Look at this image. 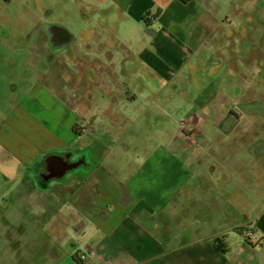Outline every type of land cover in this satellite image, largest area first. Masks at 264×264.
Returning a JSON list of instances; mask_svg holds the SVG:
<instances>
[{
	"label": "crops",
	"instance_id": "1",
	"mask_svg": "<svg viewBox=\"0 0 264 264\" xmlns=\"http://www.w3.org/2000/svg\"><path fill=\"white\" fill-rule=\"evenodd\" d=\"M258 2L254 5L257 6ZM226 3L219 0H127L123 10L128 21L123 27L133 22L140 25L146 13L161 9L160 17L153 22L160 23V30L148 33L149 45L144 50H127L130 43L114 38L111 47L115 48L119 42L124 50H96L89 66L77 60L79 65L69 62L67 71L60 72L52 65L54 53L49 29L54 24L41 25V31L47 37V50H30V56L51 66L55 81L51 72L44 80L33 83L30 86L33 88L18 97L13 116L6 119L5 129L0 130V177L6 183L5 198H13L12 184L24 180L26 189L38 195L40 204L33 196L31 203L37 209L29 206L26 212H10L9 217L0 220V227L5 221L16 227L15 230L0 229V264H19L20 260L28 263L36 242L37 248L42 243L44 246L53 245L54 248L49 246L41 250L51 248L48 261L56 262L63 257L62 264H81L74 257L88 247L99 253V258L91 264H167L175 255H190L195 247L198 248L194 254L197 251L201 256L206 253V259H199L211 258L212 264H252L241 258L244 255L241 250L235 252L231 249L229 234L234 232L241 237L245 234L246 238L264 234V214L258 227L254 229L252 226L251 230L242 229L249 223L246 220L231 225L224 222L222 216L230 212L248 214L257 207V198L264 196V142L253 146V154L250 149L245 150L247 136L264 135V126L256 123L257 120L264 123V86L258 89L256 99L248 97L250 87L242 77L246 76L247 65L244 69L229 64L232 57L240 53L221 50L223 46L211 52L202 50L218 30L222 36L220 40H224L230 15H240L235 0ZM223 7L228 11L219 21L216 18ZM101 20L102 15L95 14L84 21L97 23ZM244 25L245 22L241 23ZM89 43L95 44L93 40ZM101 53H104L105 61L118 56L119 79H106V69L97 68ZM138 59L148 68L152 80L147 82L143 75L129 69V65ZM25 67L29 68V64ZM77 73L94 76L89 84L76 82L81 86L79 88L71 83L72 79L76 80ZM182 74L189 76L185 83L180 79ZM49 80L51 87L47 85ZM201 85L210 89L202 91L199 89ZM56 87L66 89L67 98H58ZM76 89L80 97L73 100ZM118 89L121 93L114 94ZM100 97L110 99L111 109L104 114L99 108L100 101L104 102ZM198 102L211 110L207 117L222 130L219 135L235 137L224 146H221L219 137L211 146L212 161L206 165L212 174H205L202 166H193V172L202 171L203 178L192 183L202 187L206 182L207 188L209 184L205 178L208 177L212 184V194L206 198L204 221H198L195 216L191 218L197 222V229L207 232L197 239L187 234L181 239L182 245H177L176 238L183 234L172 236L171 240L167 218L173 219L174 230H178L183 221L190 219L187 211L196 210L194 197L184 203L187 198L183 197L182 190L188 179L183 176L184 181L176 195L167 201L161 190V177L151 172H157L160 162H170L172 157H167V152L174 150L175 141L180 139L178 133L184 119L186 124L199 129V125L188 120L194 114L196 122L199 121L201 115L194 111L198 107L193 105ZM204 118V122H210ZM113 121L119 126L117 143L110 141V135H114L110 130ZM74 128L79 137L73 133ZM168 145L171 148H167ZM68 147L88 155L90 168L87 172L82 170L69 178H54L46 188H36L31 177L22 178L23 174L32 172V165L43 154ZM218 148L222 159L215 154ZM144 151L158 152L162 160L158 162L155 157L149 160ZM130 152L132 158H124ZM246 153L252 156L250 162ZM227 171L229 181L215 184L213 180ZM231 185L235 191L230 190ZM248 191L249 195L246 194ZM22 193L24 188L21 187L17 198ZM44 197L49 201H44ZM172 200L174 204L170 206ZM12 204L7 202L6 210L9 207L11 210ZM216 214H219L217 219ZM29 216L36 223L26 224L24 228L34 229L35 241L29 234L21 236L17 229ZM212 216L213 222H219L220 226L212 224ZM86 236L90 238L88 241ZM216 240L228 248L230 253L227 256L214 250L212 241Z\"/></svg>",
	"mask_w": 264,
	"mask_h": 264
},
{
	"label": "rangeland",
	"instance_id": "2",
	"mask_svg": "<svg viewBox=\"0 0 264 264\" xmlns=\"http://www.w3.org/2000/svg\"><path fill=\"white\" fill-rule=\"evenodd\" d=\"M110 1L112 0H0V126H2L3 121L13 115L14 109L18 104V97L21 98L30 85L44 80L54 71L49 65H46L40 59H36L34 56L31 58L30 56V50H47V37L45 38L44 33L41 31V25L54 24V27L61 29V32H68L72 36V42L65 50H74L77 59L80 60V64L83 63L86 67L91 64L96 55V50H110L108 47H104V50L101 46L105 40L112 42V40L109 39L111 38L109 36H113V39L117 38V41L119 42L126 41L130 43V45L127 46V50H144L145 47L149 45L150 39L147 38L149 35L148 33L151 30H154V33L160 30L158 29L160 23L153 24V22L160 17L159 14L155 13V9L151 13V16L145 18V23L137 25V23L133 22L126 24L125 27H123V23L127 22L124 19L123 10L125 9L124 3L127 0H120L121 2L117 3L116 6H110L107 8L106 6ZM219 1H222L227 5V0ZM257 1H259L258 5L255 6L254 3ZM235 2L241 13L240 15H230L228 21L230 26L226 25L225 27L224 40H220L222 36L218 30L217 33H214L212 38L207 40L206 46H204L202 50L211 52L218 47L223 46L221 50H235L239 52V55L232 57L229 64L232 67L235 65L242 66L244 69L245 65H247L246 76L242 75V77L250 87L248 97L256 99L258 89L261 86H264V0H235ZM227 11L228 9L223 7L222 13L219 18L216 19L219 21L224 19ZM95 14L102 15V19L105 21L103 25L105 32L99 27L98 24L100 22L95 23L93 21H84L85 19H91ZM244 14H246L245 21ZM45 21L47 22L45 23ZM243 22H245V26H241V23ZM246 27L247 29L245 30ZM248 28L252 31L251 33L248 32ZM43 29L45 30V28ZM118 38H120V40ZM89 40H93L95 44L91 45ZM112 50H124V48L119 44L115 46V48H112ZM58 54H60L58 60L62 59L61 52L58 51L56 55L54 54V56H56V61ZM27 57L28 60H26ZM99 58L100 60L98 61L97 68L100 69L104 67L106 69V79H119L120 67L118 56L114 55L111 60L105 61L106 57L104 53H101ZM25 64H29V68L25 67ZM249 64L255 65L256 68L254 66H249ZM261 68L263 69L258 71ZM129 69L133 71V73L143 75L147 82L153 78V76L149 74V71L147 70L148 68L140 59L135 60L134 63L130 64ZM185 74L180 76V79L184 83L186 82V79H189V76ZM71 83L77 85L75 79H72ZM47 85L51 87L52 84L50 80L47 82ZM64 85L67 86L66 83ZM77 86L81 88L80 85ZM123 88L125 89V87ZM199 89L204 91L210 89V87L201 85L199 86ZM55 91H57L59 95L58 98H67L68 92L63 87H56ZM118 93H121V89H118L114 94ZM100 99L104 101H100L99 103V108L104 114L106 110L111 109L110 99L102 97H100ZM193 105L198 107L195 108L194 111H197L210 121L207 114L211 113V110L204 106L206 104L198 102ZM224 107L229 109V107L225 105ZM184 121L186 120L184 119ZM247 121L249 122L250 120ZM256 123L264 126V123L259 122L258 120ZM110 130L114 134L113 136L110 135V141L112 143H117L119 141V126L115 124L114 121L111 124ZM198 131V137L201 134L198 141L196 139L199 148L196 147V143L191 146L185 145V137L180 136V139H177L173 146V149L177 154L174 150L168 151L167 157H172L169 160L170 162H160L161 167L158 168L157 172L154 173L153 170L151 172L152 175L161 177V190L165 192L167 201H170L171 197L173 199L177 193L179 185L183 183L184 179H188L182 190L183 197L187 198L184 203H187L189 199L194 197V208H196V210L187 211L188 213L190 212V219L189 221H183L182 228H179L178 230H174L173 219L171 220L169 217L167 218L170 239L172 236L175 238L176 236L183 234L180 238H176L177 245H182L181 239L187 234L193 235V239H197V237H202L207 232V230L204 229H197L195 225L197 222L191 219L195 216L198 221H204V218L202 217H204V212L207 207L206 198L207 195L211 196L212 194V184L211 181L208 180V177L205 178L209 184L207 188L206 182L202 184V187L200 184L192 183L194 180H197V178H200V180L203 178L202 171L193 172L195 160L203 162L212 161V155L209 150L213 144L217 143L218 138L220 137L221 146H224L225 143L233 140L235 137V135L230 137L219 135L222 130L218 128V124H212L211 121L207 123L203 121L201 125L199 124ZM259 142H264V135L247 136L245 140V150L250 149L253 154V150H255V147L253 146ZM167 148L171 147L168 145ZM215 150L216 156H218L219 159H222L223 155L220 153L219 148ZM13 152L14 154L17 153L16 151ZM115 154L118 155L119 152H115ZM144 154L149 160H152L154 157L157 161L162 160V156L158 152L144 151ZM245 157H247L248 162L252 159V156L248 153H246ZM124 158L131 159L132 153H128ZM255 170L256 175L259 176L258 168ZM183 176L186 177L182 179ZM12 185L13 191H11V193L13 198L6 199V202L13 203L11 206L12 211L10 210V207L5 210L2 220H4L6 216L9 217L8 214L10 212H26L29 206H31L30 208L32 209H37L36 205L31 203V198L33 196L38 199L40 204L38 195L26 189V183L24 180L16 181ZM3 187L5 188V185ZM21 187L24 188V193H22L20 198H17V191L21 190ZM230 190L235 191V187L231 185ZM246 194L249 195V191ZM43 200L48 202L49 198L44 197ZM255 203L257 204V207L252 211L250 210V213L248 214L246 213L244 215L230 212V214L222 216L224 222L236 225L237 221L246 220L249 222V224H247V229L251 230V226H253L254 229L257 228L264 214V196L261 198L258 197ZM173 204L174 201L172 200L170 206H173ZM185 217L186 216H184V218ZM215 217L217 219L219 214H216ZM26 219L27 220L21 224L22 226H18L17 229L21 236L29 234L31 235L30 238L35 241L36 238L33 235L34 229L27 230L24 227L26 224H35L36 220L32 219L30 216ZM213 220L214 217L212 216V224L220 226L219 222H213ZM4 228L11 230L16 229L12 223L6 221L4 225L0 227L1 230ZM89 239L88 236L85 237V240L88 241ZM229 239L232 243L231 249L233 251L237 252L238 250H241L245 255L251 257L256 255L261 256L264 260V234L261 235L257 233L254 237L246 238L245 234L241 237L234 232H230ZM258 240L261 241L260 244L257 243L258 247L253 249L250 244H256ZM37 245L38 243L36 242L31 248L28 257V264H62L63 257L59 258L56 262H53L52 259L50 262L48 261L50 258L48 253L51 248H54L53 245L47 244L44 246L45 244L42 243L40 248H37ZM259 245L261 246L260 248ZM49 246H51V248L48 250H41L43 247L47 248ZM216 246L219 249L226 251V247L222 241H212V247L215 248ZM196 248L198 247H195L192 252L190 251V255L185 253L175 255L170 258L167 264H212L211 258H208L206 261L199 259L201 257H205L206 259L207 255L204 253L203 256H201L199 251L194 254ZM200 248L205 249L206 247L200 246Z\"/></svg>",
	"mask_w": 264,
	"mask_h": 264
},
{
	"label": "flooded vegetation",
	"instance_id": "3",
	"mask_svg": "<svg viewBox=\"0 0 264 264\" xmlns=\"http://www.w3.org/2000/svg\"><path fill=\"white\" fill-rule=\"evenodd\" d=\"M120 2H121L120 0H112V1L109 2V4H107L106 7L108 8L110 6H116L117 3H120ZM155 13L160 15L161 14V9H158L157 11H155ZM150 15H151L150 13H146V16H144V18L141 20L142 23H145L146 22L145 18L147 16H150ZM124 19L126 21H128V18L126 17L125 14H124ZM45 22H47V21H45ZM255 22H257V21H255ZM104 23H105V21L102 19L101 22L98 25L105 32L104 27H103ZM52 28H54V26ZM246 29H247V27L245 28V30ZM248 32L251 33L252 31L248 28ZM109 37H111V40H112L113 45H114L115 41L112 38L113 36H109ZM63 38H64V36L62 35V36H60L59 40L63 39ZM119 44L123 47V44L118 42V45ZM101 46H102V48L108 47L110 50H112L111 42H108L106 40L104 41V43L101 44ZM55 49L56 50L52 49L53 53L55 55H56V53L58 51L61 52V55H62L61 56L62 59L58 60V58H60V54H58L57 61H56V56H54V54H53L54 63L52 65H56L57 66V70H58L57 72H60L61 70L62 71H67L69 62H72L73 64H76V65L79 64L78 61H77L78 59H77L74 51L65 50V49H67V47L63 48L61 46H58V47L56 46ZM50 76H51L52 80L55 81L54 80V71L50 74ZM93 76H94V74L91 75L90 73H81V74L77 73L76 74V82L77 83L85 82L86 84H89V82H90V80L92 79ZM30 86H29V88H30ZM31 88H33V87H31ZM85 94L86 93H84L83 96H85ZM79 97H80V95L78 94V89H76V92L74 94L73 100L78 99ZM12 116H10V117H12ZM195 116L193 114V116H191L192 118H190L188 120H190V122L193 123V124H197V125L201 124L202 121H203V119H202L203 116L201 115L202 117L200 116V118L198 119L199 121H197V122L194 119ZM5 121H3L2 126H0V130L1 131L5 129V127H3L4 124H5ZM183 123H185L184 120L182 121V123H180V129H181V125ZM180 129H179V133L178 134L180 136H182ZM73 133L77 137L80 136V134L76 130V128L73 129ZM184 144H185V142H184ZM196 147L199 148V145L197 143H196ZM195 161H196V164H194V165L197 166V167L198 166L199 167L202 166L204 168L205 174H207V175L212 174L211 171H209L208 166L206 165V162L198 161V160H195ZM32 167H33L32 168V172L23 174L22 178L26 179L28 177H31L34 180L36 188H40V187L46 188L48 185L52 184L51 180L54 179V178H59V177L69 178V177L77 174V172H79V171L84 170V171L87 172L89 170V168H90L89 167L88 155L80 153L78 151H75L71 147H68V148L62 149V150L51 151V152H47V153L43 154L42 157L36 163H34L32 165ZM228 175H229V172L227 171V173H222L220 175V177H216L213 181L215 182V184H220L221 182L229 181ZM1 177H0V202H1L0 203V220H2V216L5 213V210H6V207H7V202H6V198H5L6 194L4 193L5 188L3 187L4 185H6V183L3 184L4 179H3V177L1 179ZM33 187H34V185H33ZM247 224H249V223H247ZM247 224H244L245 226L243 225L244 228H242V229L250 230V229H247ZM1 225H4V222ZM216 241H219V240H216ZM260 242L261 241L258 240L256 242V244H252L251 243L250 245L253 247V249H255V248L258 247V244H260ZM260 247L261 246L259 245V248ZM89 249L92 252V255L90 256L89 261H88L87 264H91L94 260H97L99 258L98 250L96 251V250H94L92 248H89ZM214 250H216L217 252H219L223 256H227V254L230 253L227 248H226V251H225V250L219 249L217 246L214 248ZM111 257L114 258L113 255ZM241 258L245 259L246 262H249V263H252V264H260V263L264 264V260H263V258H261V256H257L256 255V256L251 257V256H248V255L244 254L243 257H241ZM74 259L76 260V262L77 261L80 262V260L78 258V253L75 255ZM106 261L109 262L110 260H106ZM80 263L84 264L82 262H80ZM19 264H28V263H25L23 260H20Z\"/></svg>",
	"mask_w": 264,
	"mask_h": 264
},
{
	"label": "built area",
	"instance_id": "4",
	"mask_svg": "<svg viewBox=\"0 0 264 264\" xmlns=\"http://www.w3.org/2000/svg\"><path fill=\"white\" fill-rule=\"evenodd\" d=\"M181 135L185 137V145L191 146L196 143V139L198 136V129L193 127L191 124L183 123L181 125ZM92 255V252L90 249H85L82 252H79L78 258L80 262L87 264L89 261L90 256Z\"/></svg>",
	"mask_w": 264,
	"mask_h": 264
},
{
	"label": "water",
	"instance_id": "5",
	"mask_svg": "<svg viewBox=\"0 0 264 264\" xmlns=\"http://www.w3.org/2000/svg\"><path fill=\"white\" fill-rule=\"evenodd\" d=\"M49 35H50V46L52 47V49H55V47L57 46H61L63 48L68 47V45L72 42V36L65 31L61 32V29L58 28H50L49 29ZM64 36L63 39H60V36Z\"/></svg>",
	"mask_w": 264,
	"mask_h": 264
}]
</instances>
